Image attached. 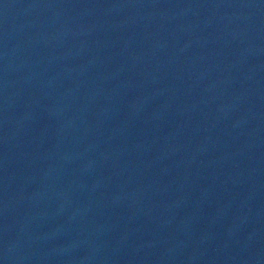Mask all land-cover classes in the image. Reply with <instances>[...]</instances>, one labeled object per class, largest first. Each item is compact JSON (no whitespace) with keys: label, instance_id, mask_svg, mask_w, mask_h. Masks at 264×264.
<instances>
[{"label":"water","instance_id":"obj_1","mask_svg":"<svg viewBox=\"0 0 264 264\" xmlns=\"http://www.w3.org/2000/svg\"><path fill=\"white\" fill-rule=\"evenodd\" d=\"M0 264H264V0H0Z\"/></svg>","mask_w":264,"mask_h":264}]
</instances>
